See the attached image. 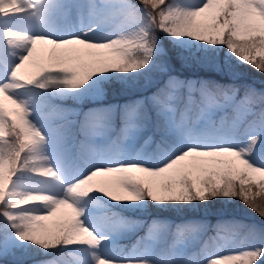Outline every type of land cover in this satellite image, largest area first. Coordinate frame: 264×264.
<instances>
[{"label": "rangeland", "instance_id": "1", "mask_svg": "<svg viewBox=\"0 0 264 264\" xmlns=\"http://www.w3.org/2000/svg\"><path fill=\"white\" fill-rule=\"evenodd\" d=\"M66 1L71 3L57 2ZM159 1L162 7L154 5L152 20L151 11L132 0H77L75 7H81L77 14L84 16L78 26L62 24L66 14L48 19V12L39 10L37 22H47L44 29L34 32L33 39L51 54L61 49L54 43L82 38L88 28L102 40L114 38L120 30L132 35L112 48L91 50L82 61L37 62L21 58L19 44L5 38L12 33L16 19L0 0V100L5 109L15 112L21 137H36L40 146L32 155V167L39 173L35 178L13 176L9 161L0 156V203L7 217L0 226V264H6V250L18 246L28 234L23 223L37 235L57 228L68 211L73 212L74 221L67 239L88 241L85 247L71 248L75 264L264 262V237L250 241L232 235L226 239L217 231L213 235L216 243L200 250L198 241L173 237L171 250L163 252L160 243L169 238V219L157 215L132 219L125 210L113 214L121 210L119 201L141 209L145 195L148 203L155 204L170 198L191 199L194 192H205L203 177L208 173L218 181L222 175H242L245 181L264 185V151L257 148L264 143H251L237 128L255 110L238 86L217 93L202 76L164 66L144 75L148 84H161L160 90L142 88L130 93L114 102L118 108L87 105L82 112L74 105H47V93L56 92L74 94L81 103L109 99L110 88L116 86L108 87L107 82L117 65L133 52L150 57L161 54L164 37L191 54L211 48L238 63L264 57V42L236 51L227 37H264V0ZM99 13L107 25L87 20ZM24 73L41 75L46 84L28 87L21 78ZM117 113L121 118L118 126ZM79 117L81 135L73 138L66 127L80 122ZM248 131L258 135L264 128L251 125ZM211 140L236 143L241 151L226 162L189 154L188 146L207 151ZM184 175L191 179L190 185ZM84 186L100 194L80 192ZM186 244L187 251L182 248ZM39 262L55 264L46 258Z\"/></svg>", "mask_w": 264, "mask_h": 264}, {"label": "trees", "instance_id": "2", "mask_svg": "<svg viewBox=\"0 0 264 264\" xmlns=\"http://www.w3.org/2000/svg\"><path fill=\"white\" fill-rule=\"evenodd\" d=\"M138 3L155 5L157 0H135ZM234 43L236 51L252 48L260 40L257 36L235 38L227 35ZM166 51L150 65L167 63L185 73L198 72L203 74L211 84L216 82L226 86L239 85L242 92H248L258 105V115L264 119V57L252 61L238 63L234 58L226 59L222 53L214 49L203 48L190 53L189 50L171 43L163 38ZM134 67L127 64L118 69L107 84L111 96L124 95L139 86L133 82ZM36 80V78H33ZM221 86V85H219ZM13 125L4 118L1 132L9 136ZM10 140V139H9ZM23 149L28 152L31 141H21ZM207 190L204 194H194L190 200L169 199L161 204L150 203L144 209H130L135 213L142 212L147 217L157 215L172 220V236L191 235L195 231L209 233L213 228L226 232H234L239 237H264V187L254 181L244 182V178L225 176L222 182H216L211 176L205 181ZM63 231L49 235L43 241H29L21 247L13 249L18 257L28 262L40 256H58ZM264 264V263H262Z\"/></svg>", "mask_w": 264, "mask_h": 264}, {"label": "bare ground", "instance_id": "3", "mask_svg": "<svg viewBox=\"0 0 264 264\" xmlns=\"http://www.w3.org/2000/svg\"><path fill=\"white\" fill-rule=\"evenodd\" d=\"M8 6L10 12L15 14V25L13 31L10 34H6L5 38L14 40L19 44L21 58H25L28 61H58L59 59L76 58V60L82 61L84 56H89L90 51L93 49H108L114 47L115 44L121 43L125 38L130 37L131 31H120L114 38L102 40L99 34L95 33L93 29L88 28L89 32L82 34V38H67L62 43H54V46L61 48L60 51L48 52L46 47H43L40 42L33 39V34L38 29H44L46 26V20L37 22L38 11H47L48 19H54L58 14H66L63 18L62 24L71 22L70 25L78 26L83 22L84 16L81 18L77 12L81 7H75L77 0H71V3H59L57 1L63 0H2ZM83 2L87 0H82ZM87 3V2H86ZM85 4V3H84ZM100 13L97 17H89L87 19L90 23L96 21L97 24L107 25V21L100 19ZM85 20V23L86 21ZM189 23V20H188ZM188 23L184 25V29H187ZM43 24V26H39ZM190 24V23H189ZM69 24H66L68 26ZM62 31V29H59ZM101 31V30H99ZM5 41V40H4ZM207 151H201L195 147L188 146L189 154H196L204 158H211L218 161H228L235 157L241 151L240 145L222 141L211 140ZM196 149V150H195Z\"/></svg>", "mask_w": 264, "mask_h": 264}]
</instances>
